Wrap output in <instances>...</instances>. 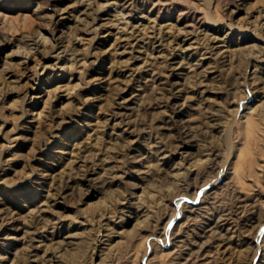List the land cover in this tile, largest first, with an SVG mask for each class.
Instances as JSON below:
<instances>
[{"label": "rangeland", "instance_id": "rangeland-1", "mask_svg": "<svg viewBox=\"0 0 264 264\" xmlns=\"http://www.w3.org/2000/svg\"><path fill=\"white\" fill-rule=\"evenodd\" d=\"M9 5L0 264H264V0Z\"/></svg>", "mask_w": 264, "mask_h": 264}, {"label": "bare ground", "instance_id": "bare-ground-1", "mask_svg": "<svg viewBox=\"0 0 264 264\" xmlns=\"http://www.w3.org/2000/svg\"><path fill=\"white\" fill-rule=\"evenodd\" d=\"M9 1L10 0H0V21L2 20V23L4 24V27L6 28L7 26H5V23H7V19H8V17H6V15H4L5 13H4V11H7V10H9L10 8H11V6L9 5ZM28 7H30V6H28ZM36 10V9H35ZM8 22H9V20H8ZM11 24V23H10ZM9 24V25H10ZM14 27V26H13ZM3 28V27H2ZM1 30V29H0ZM181 30L182 29H179V32L181 33ZM188 29H186V31H187ZM185 31V32H186ZM182 34V33H181ZM175 35V34H174ZM155 39H157L158 41H160L162 38H163V35H156L155 37H154ZM163 40V39H162ZM157 41V42H158ZM181 41V40H180ZM178 95V94H177ZM38 98V97H37ZM178 98V97H177ZM188 128V127H187ZM89 171V170H88ZM88 174V173H87ZM90 174V173H89ZM80 176V175H79ZM66 179V178H65ZM70 181V180H69ZM73 181V180H72ZM84 181V180H83ZM68 182V181H67ZM79 183V182H78ZM77 183V184H78ZM69 184V183H68ZM73 184H74V182H73ZM76 184V183H75ZM63 185V184H62ZM72 185V184H71ZM60 186V185H59ZM56 187V186H55ZM68 188V187H67ZM62 189V188H61ZM66 190V189H65ZM55 195V194H54ZM65 239V241H66V243H70V240L73 238V236L71 235V234H66L65 236H63ZM36 250V249H35Z\"/></svg>", "mask_w": 264, "mask_h": 264}]
</instances>
